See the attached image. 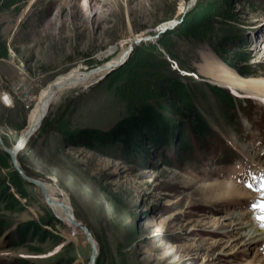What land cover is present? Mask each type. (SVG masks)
I'll list each match as a JSON object with an SVG mask.
<instances>
[{"label": "rangeland", "instance_id": "374dc122", "mask_svg": "<svg viewBox=\"0 0 264 264\" xmlns=\"http://www.w3.org/2000/svg\"><path fill=\"white\" fill-rule=\"evenodd\" d=\"M198 1L22 0L4 10L0 36L9 57L0 58V97L8 92L13 104L6 107L0 99L4 145H15L29 110L54 77L79 67L93 80L99 79L107 70L102 67L120 59L135 40L156 37ZM229 8L234 19L220 29L223 44L231 50L232 36H246L249 64L256 70L246 78H264V0H231ZM173 54L176 61L164 51L186 76L185 83L214 82L205 62L222 60L207 43L177 40ZM22 73L29 84L28 99L14 84ZM97 85L63 93L50 105L43 122L67 113L73 128L111 130L126 118V107ZM229 90L241 99L250 116L238 112L241 133L225 124L223 151H234L225 157L202 153L205 160L176 168L153 154L142 164L127 160L118 148L96 145L90 151L73 147L63 135L54 131L41 134L40 129L17 157L21 168L23 158L28 176L68 195L75 217L104 251L96 264H264L260 224L264 216V102L247 90ZM247 100L251 106L246 105ZM209 101L211 95L199 99L202 106ZM222 127L223 123L214 124L218 131ZM0 150L5 152L1 146ZM26 190L28 199L18 198L28 212L0 211V219L10 223L0 237V264L22 260L90 264L93 248L84 232L59 220L37 185L28 183ZM46 216L61 223L42 226L47 234L43 243L28 238L16 244L15 230L20 223L39 222ZM253 228L263 232L255 242L249 240ZM48 234L61 237L62 242ZM31 247L41 251L30 252Z\"/></svg>", "mask_w": 264, "mask_h": 264}, {"label": "trees", "instance_id": "16d2710c", "mask_svg": "<svg viewBox=\"0 0 264 264\" xmlns=\"http://www.w3.org/2000/svg\"><path fill=\"white\" fill-rule=\"evenodd\" d=\"M20 1L22 0H0V14ZM230 2L231 0H199L175 29L161 35L155 42L135 45L127 61L96 86L104 88L126 107V118L111 130L73 128L69 116L64 113L56 118L46 119L40 127V133L54 131L63 135L69 146H81L90 151H95L96 145L118 148L127 160L142 164H147L153 154H158L165 165L176 168H181L188 162L196 164L205 160L201 158L202 153L216 157L233 154L232 149L223 151V133L227 131L225 124L241 133L243 125L238 112L242 110L245 116H250L247 107H243L241 99L229 89L208 82L194 86L185 83L186 76L178 72L164 55L165 51L171 60H177L173 54L177 40L207 43L222 63L235 69L240 76L256 74V70L249 64L246 36H232L231 50L223 44L220 29H225L234 19L229 8ZM248 4L254 6L253 2ZM8 57V46L0 36V58ZM208 95H211V101L202 106L199 99L207 98ZM245 103H250L251 106L252 102L247 100ZM221 122L223 130L218 131L214 124L222 125ZM220 145L222 149L216 150V146ZM20 161L26 171L23 158ZM4 169L8 172L3 173ZM27 184L12 166L9 155L0 150V211L28 212L18 198L28 199ZM55 223L61 222L50 216L42 217L39 222L20 223L15 230V234H18L15 236L16 244H23L28 238L38 239L39 243H43L47 234L42 226L54 227ZM9 227L8 221L0 219V237ZM49 236L59 244L62 242L57 235ZM29 250L35 253L41 251L40 248L32 247ZM103 254L102 249L99 258ZM17 264L32 263L22 260ZM97 264L101 263L98 261Z\"/></svg>", "mask_w": 264, "mask_h": 264}, {"label": "bare ground", "instance_id": "6f19581e", "mask_svg": "<svg viewBox=\"0 0 264 264\" xmlns=\"http://www.w3.org/2000/svg\"><path fill=\"white\" fill-rule=\"evenodd\" d=\"M171 22L173 23L174 21ZM205 70L208 75L213 78L215 83L221 84L234 91L239 89L247 90L250 95L264 102V78L242 77L234 69L229 68L224 63L214 58L205 62ZM91 76L90 74L81 72L79 67H73L49 81L29 110L26 125L21 130L17 142L10 150L18 154L22 146L26 143L28 136L36 131L38 125L42 122L43 116L50 105L68 90L87 88L90 83L94 81ZM43 185V188L38 187L41 189L47 205L52 209L57 218L71 225L74 212L70 205L68 195L65 191L56 186L54 187L46 183H43ZM260 219V224L264 231V216ZM257 229L253 228L250 230V232H253L249 239L250 241L255 242L257 239H260V235L263 232L259 233Z\"/></svg>", "mask_w": 264, "mask_h": 264}, {"label": "water", "instance_id": "95a60500", "mask_svg": "<svg viewBox=\"0 0 264 264\" xmlns=\"http://www.w3.org/2000/svg\"><path fill=\"white\" fill-rule=\"evenodd\" d=\"M191 8H188L184 13L183 15L181 16V18L175 22H173V24L171 25H168L164 28H162L160 34H158L156 37H147V38H139L137 40H135L134 44L131 46V48L125 52V55H123V57L119 60H117L116 62H113V63H110V64H107L105 65V67H102V69H107L105 74L100 77L99 79L97 80H94L90 86H88L87 88L93 86V85H97L99 81H103L105 80V78L111 73L113 72L114 70H116L117 68L121 67L128 59V57L130 56V54L132 53V50L134 49L135 45H138L140 43H143V42H155L158 38H160L161 35L165 34L166 32L170 31V30H173L175 29V27L181 22L183 16L190 10ZM92 73H95V72H92ZM211 84H214V85H218V86H221V87H225V86H222L220 84H217L215 82H209ZM226 88V87H225ZM229 89V88H228ZM235 94V93H234ZM48 110L49 108L47 109V111L45 112L44 116H43V119H42V122L44 120V118L46 117L47 113H48ZM42 122L38 125L36 131L32 132L28 138H27V141L26 143L22 146V149L25 147V145L27 144V142L30 140V138L40 129L41 125H42ZM0 146L2 147V149L9 155L10 157V160H11V164L12 166L14 167V169L16 171H18V173L21 175V177L29 184H34V185H37L41 188H43V182L41 181H38V180H35L33 178H31L30 176H28L25 171L21 168V165H20V162L18 160V154H16L14 151L10 150L9 147L5 146L4 143L2 142L1 138H0ZM21 149V150H22ZM59 219V218H58ZM60 220V219H59ZM71 225L84 232L85 236H86V239L87 241L92 245V248H93V252H92V257H91V262L90 264H96V259L98 258V256L100 255V247L98 245V243L96 242V240H94L91 232L88 230V228L86 226H84L74 215V217L72 218V223Z\"/></svg>", "mask_w": 264, "mask_h": 264}, {"label": "built area", "instance_id": "2783aa9c", "mask_svg": "<svg viewBox=\"0 0 264 264\" xmlns=\"http://www.w3.org/2000/svg\"><path fill=\"white\" fill-rule=\"evenodd\" d=\"M27 76H23L20 74L19 81L15 82L14 84L17 85L18 90L20 91L21 94L25 95V99L29 98V84L26 81ZM1 102L6 106L10 107L13 104L11 103V98L8 96V92L4 91V96L0 97Z\"/></svg>", "mask_w": 264, "mask_h": 264}]
</instances>
